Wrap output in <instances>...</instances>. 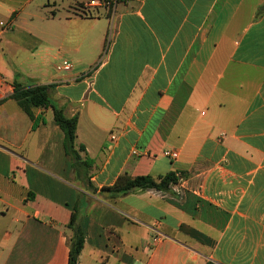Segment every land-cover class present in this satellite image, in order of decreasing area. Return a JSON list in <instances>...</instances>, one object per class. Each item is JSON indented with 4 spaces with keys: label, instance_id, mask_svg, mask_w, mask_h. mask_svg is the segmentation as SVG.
Listing matches in <instances>:
<instances>
[{
    "label": "crops",
    "instance_id": "0c3cea01",
    "mask_svg": "<svg viewBox=\"0 0 264 264\" xmlns=\"http://www.w3.org/2000/svg\"><path fill=\"white\" fill-rule=\"evenodd\" d=\"M87 1L0 0V45L22 37L36 44L27 58L42 59L23 74L0 54V264H68L75 209L78 264H264V0L44 12ZM107 24L105 54L88 59ZM59 42L83 55L69 72L47 56ZM13 83L48 86L52 105L76 115L74 149L93 161L91 187L65 154L52 109L32 108L30 118ZM169 172L183 178L167 192L104 190L124 174Z\"/></svg>",
    "mask_w": 264,
    "mask_h": 264
},
{
    "label": "trees",
    "instance_id": "16d2710c",
    "mask_svg": "<svg viewBox=\"0 0 264 264\" xmlns=\"http://www.w3.org/2000/svg\"><path fill=\"white\" fill-rule=\"evenodd\" d=\"M80 16H91V14L84 11ZM11 98L17 102L19 107L30 118L32 117L30 111L32 108L50 107L52 109L53 122L64 134L63 148L65 154L70 157L76 175L80 178L82 177L85 184L91 187L89 172L93 165V161L83 159L74 149L75 129L77 123L76 115L67 118L61 109L54 107L48 96V86L45 85L25 87L18 83H13V93ZM81 150H83V148H81ZM182 178V173L174 174L172 172H169L162 177H158L157 179H153L148 175L132 178L124 174L117 178L115 184L111 188L104 190L110 191L112 194L116 195L127 194L137 189L167 192L171 185L178 184ZM67 228L72 231V235L68 240V264H78V257L84 242L83 234L77 220L76 209L72 212L71 220Z\"/></svg>",
    "mask_w": 264,
    "mask_h": 264
},
{
    "label": "rangeland",
    "instance_id": "374dc122",
    "mask_svg": "<svg viewBox=\"0 0 264 264\" xmlns=\"http://www.w3.org/2000/svg\"><path fill=\"white\" fill-rule=\"evenodd\" d=\"M85 2L86 0H80ZM111 2H113L114 0H110ZM88 2V1H87ZM74 9H76V11L78 12H84L87 10L91 11V14L95 13L98 14L99 16H102V11L104 9H83L82 5H70V6H56V7H49L48 9H45L44 12L47 14V16H52V14H56L57 17H64L66 15H68V12H74ZM89 11V12H90ZM94 11V12H93ZM105 11V10H104ZM108 26V24H107ZM106 33L104 38L102 39V42L100 43L98 49L95 51L96 53H94L95 55H91V54H87L85 55V57H87L88 59H92L95 56L97 57L100 54H105V51L107 50L108 46H109V42L110 40V28L109 26L106 28ZM22 37H20V39L15 40V41H7L5 42L3 39V45H0V48L3 49V53L2 51H0V54H2V62H7V61H11V64L13 67H16L19 71H21L23 74L29 72V70L34 69L35 71H38L41 68V63L40 61L42 59H38L36 57V61L34 62L32 60V58H30V60L27 58V55H29V51L33 50V48L36 46L35 42L29 41L27 39H21ZM66 46V45H64ZM62 45V43H57L55 44V48L52 52L48 53L47 56H58L61 60L65 59L67 61L69 60H78V56H83L82 53L77 54L75 51L64 47ZM83 50V49H82ZM83 52V51H81ZM84 53V52H83ZM97 54V55H96ZM48 59V58H45ZM49 61V59H48ZM63 61V60H62ZM70 62V61H69ZM49 63H52L51 60L49 61Z\"/></svg>",
    "mask_w": 264,
    "mask_h": 264
},
{
    "label": "built area",
    "instance_id": "2783aa9c",
    "mask_svg": "<svg viewBox=\"0 0 264 264\" xmlns=\"http://www.w3.org/2000/svg\"><path fill=\"white\" fill-rule=\"evenodd\" d=\"M112 5H113V2H111L110 0H88V2L86 3V8L87 9H100L101 8L107 11H111ZM86 12H89V11H86ZM110 29H112V26ZM71 69H72V64L67 60H63L60 63L55 65V70L57 72H69L71 71ZM3 87H4V79L0 76V100L5 97ZM163 155L170 159H176L178 156V154L175 151L173 152L164 151ZM159 238L160 237H156L155 239H153V241L155 242Z\"/></svg>",
    "mask_w": 264,
    "mask_h": 264
},
{
    "label": "water",
    "instance_id": "95a60500",
    "mask_svg": "<svg viewBox=\"0 0 264 264\" xmlns=\"http://www.w3.org/2000/svg\"><path fill=\"white\" fill-rule=\"evenodd\" d=\"M105 194H107V195H108V193H105Z\"/></svg>",
    "mask_w": 264,
    "mask_h": 264
}]
</instances>
